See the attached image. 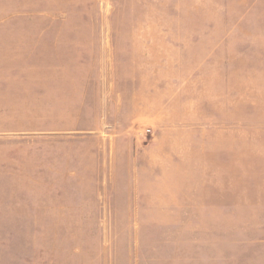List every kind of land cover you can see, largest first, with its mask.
<instances>
[{
  "label": "rangeland",
  "instance_id": "1",
  "mask_svg": "<svg viewBox=\"0 0 264 264\" xmlns=\"http://www.w3.org/2000/svg\"><path fill=\"white\" fill-rule=\"evenodd\" d=\"M0 264H264V0H0Z\"/></svg>",
  "mask_w": 264,
  "mask_h": 264
}]
</instances>
